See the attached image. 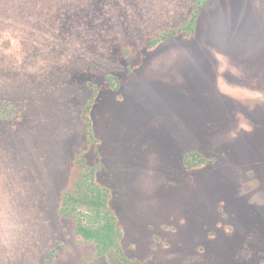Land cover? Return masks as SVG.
I'll list each match as a JSON object with an SVG mask.
<instances>
[{
	"label": "rangeland",
	"instance_id": "374dc122",
	"mask_svg": "<svg viewBox=\"0 0 264 264\" xmlns=\"http://www.w3.org/2000/svg\"><path fill=\"white\" fill-rule=\"evenodd\" d=\"M116 2L0 0V264H122L60 212L92 166L134 264H264V0Z\"/></svg>",
	"mask_w": 264,
	"mask_h": 264
},
{
	"label": "trees",
	"instance_id": "16d2710c",
	"mask_svg": "<svg viewBox=\"0 0 264 264\" xmlns=\"http://www.w3.org/2000/svg\"><path fill=\"white\" fill-rule=\"evenodd\" d=\"M117 1L120 2V0ZM116 3V0H96L94 9L96 27L103 23L109 27H115L120 24L119 3L117 5ZM107 7L108 10L104 11V8ZM187 7L190 10L184 24L176 28H160L147 41L148 49L155 48L161 41L173 37L180 32L184 31L185 34H190L194 30L198 2L192 3V5L188 3ZM128 47L130 46L124 47V53L126 54L131 50ZM91 105L92 100L88 101L83 112V118L88 128L91 125ZM7 112H11V109H8V105H2L0 113ZM108 197L109 190L106 187L100 186L96 181V168L86 167L82 176L77 180L74 190L65 194L60 212L63 215L71 216L75 220L76 233L84 240L93 242L98 255H104L113 250L117 253L122 264H134L123 255L120 243L121 232L116 226L115 216L109 205Z\"/></svg>",
	"mask_w": 264,
	"mask_h": 264
},
{
	"label": "flooded vegetation",
	"instance_id": "af4514ba",
	"mask_svg": "<svg viewBox=\"0 0 264 264\" xmlns=\"http://www.w3.org/2000/svg\"><path fill=\"white\" fill-rule=\"evenodd\" d=\"M186 35H189V34H186ZM191 158H194V156H191L190 157V159ZM184 164L186 165V166H188V167H190L191 166V163H189V161H188V159L187 158H185V160H184ZM83 167H85V166H83ZM92 167H94V166H92ZM97 181V180H96ZM99 184V183H98ZM64 199V198H63ZM109 200V199H108ZM110 205V204H109ZM116 220V219H115ZM75 225H76V223H75ZM76 231V230H75ZM80 236V235H79ZM120 241H121V239H120ZM93 243V242H92ZM94 244V243H93ZM95 246V245H94ZM122 248V247H121ZM96 249V248H95ZM111 251H113V250H111ZM123 251V250H122ZM108 253V252H107ZM97 254V253H96ZM117 254V253H116ZM98 255V254H97ZM124 255V254H123ZM125 257V256H124ZM126 258V257H125ZM126 259H128V258H126ZM129 260V259H128Z\"/></svg>",
	"mask_w": 264,
	"mask_h": 264
}]
</instances>
